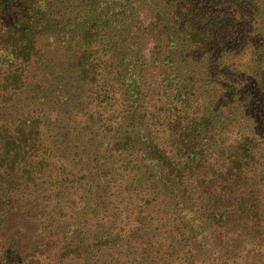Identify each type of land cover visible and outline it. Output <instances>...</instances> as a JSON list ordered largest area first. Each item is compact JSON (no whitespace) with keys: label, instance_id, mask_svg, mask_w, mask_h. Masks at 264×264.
<instances>
[{"label":"trees","instance_id":"1","mask_svg":"<svg viewBox=\"0 0 264 264\" xmlns=\"http://www.w3.org/2000/svg\"><path fill=\"white\" fill-rule=\"evenodd\" d=\"M0 264H264V0H0Z\"/></svg>","mask_w":264,"mask_h":264}]
</instances>
